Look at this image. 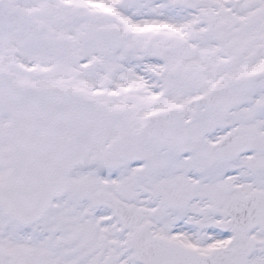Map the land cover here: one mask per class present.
<instances>
[{
  "label": "flooded vegetation",
  "instance_id": "obj_1",
  "mask_svg": "<svg viewBox=\"0 0 264 264\" xmlns=\"http://www.w3.org/2000/svg\"><path fill=\"white\" fill-rule=\"evenodd\" d=\"M261 5L0 0V79L12 87L87 97L99 122L87 160L66 177L62 196L36 222L19 227L28 234V250L17 259L0 249V264H44L45 257L57 264L135 261L140 236L212 259L218 255L227 264H245L254 254L264 258V247H258L264 230L249 228L258 226L241 215L244 210L249 218L252 209L249 201L241 208V199L264 201V141L254 122L255 100L262 99L254 90L262 79L214 75L208 55H197L202 67L195 68L188 47L190 33L202 44L218 36L222 48L226 9L243 15L237 23L246 30L244 22L258 25L250 15ZM154 8L185 10L175 18ZM97 32L116 34L118 50L92 52L88 37ZM39 39L60 43L70 64L40 49ZM240 127L251 133L247 147L231 142Z\"/></svg>",
  "mask_w": 264,
  "mask_h": 264
},
{
  "label": "water",
  "instance_id": "obj_2",
  "mask_svg": "<svg viewBox=\"0 0 264 264\" xmlns=\"http://www.w3.org/2000/svg\"><path fill=\"white\" fill-rule=\"evenodd\" d=\"M88 40V48L100 54L118 48L116 34L97 32ZM37 44L57 59H66L60 45L54 50L52 42L43 40ZM0 107L6 111L16 148L6 185L0 188V210L25 225L35 221L54 199L61 196L65 176L86 160L89 147L98 134L99 123L87 98L49 89L10 87L1 79ZM235 133L231 142L236 140L247 147L251 133L242 127ZM242 135L246 136L245 140ZM180 137L166 136L169 140ZM253 197L241 199V208L247 201L249 206L252 203L249 218L242 210V221L264 228V201ZM136 252L141 254L136 260L138 264H226L221 257L213 260L153 238H137Z\"/></svg>",
  "mask_w": 264,
  "mask_h": 264
},
{
  "label": "rangeland",
  "instance_id": "obj_3",
  "mask_svg": "<svg viewBox=\"0 0 264 264\" xmlns=\"http://www.w3.org/2000/svg\"><path fill=\"white\" fill-rule=\"evenodd\" d=\"M261 3V7L252 11L250 15L251 18H257L258 25L252 28L250 27V21L244 22V25L247 24L246 30H244L242 26L239 27L237 23L239 20V16L243 15H237L236 13L231 12L229 9H226L229 13L226 15L225 23H223L226 32L224 38L225 43L222 48L217 47L216 41L221 39L217 38L218 36L211 37L208 43L202 44L196 43V37L191 35L190 33L188 35V37H190V44L188 45V47L190 49V58L193 60L192 64L195 65V68L199 67L201 69V60L199 59H204V56L208 55V57H206V59H208L207 64L210 67V70H213L212 73L214 75L219 76L225 73L226 76L230 75L231 78H238L241 75V78L243 79L245 77H251L250 75L260 76L262 82H260L259 80V86L255 88L254 94L258 97L261 96L262 99L257 98V100H255L257 110H255L256 114L254 117V122L256 123L257 133H259V135L263 138L262 140L264 141V0H261ZM170 9L171 10L167 11L165 10V8H154L156 12L161 10V15L175 16V18L182 16L181 12L185 10L183 8ZM184 25L186 24L184 23ZM182 30L183 28L172 29V31H178L179 33H181ZM244 35L246 36L245 38ZM234 45H239V52L237 55L234 52ZM197 55L199 56V59ZM225 61L232 62L231 66H229V69H225L223 67ZM214 67L216 70L213 69ZM194 73L197 75L195 71ZM74 86V83H65V87L67 88H71ZM9 132L10 130L7 117L0 111V187L6 183L9 164L14 153V145L10 138ZM73 177L74 174L68 177V180L73 182ZM19 227L25 226H19L18 224L12 222L0 211V249L5 248L3 249L4 251L9 253L11 256L13 255L17 259L21 257L22 254H24L29 248L27 244V242L29 241L28 234L26 230ZM258 243L259 248H261L262 246L264 247V244L262 245L260 241ZM29 254V252L26 253V255L28 256ZM42 261L44 264H49L50 262L57 264L56 259L54 258L47 259L45 257ZM26 262L29 263V261ZM94 263L135 264L134 261L130 260H108L100 258L96 259ZM83 264H87V261L83 262ZM245 264H264V258L260 254H254L246 261Z\"/></svg>",
  "mask_w": 264,
  "mask_h": 264
}]
</instances>
